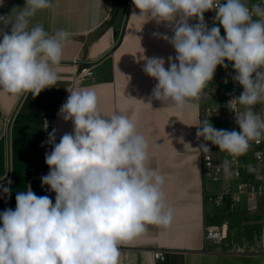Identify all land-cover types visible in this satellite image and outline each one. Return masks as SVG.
<instances>
[{
    "label": "clouds",
    "instance_id": "clouds-1",
    "mask_svg": "<svg viewBox=\"0 0 264 264\" xmlns=\"http://www.w3.org/2000/svg\"><path fill=\"white\" fill-rule=\"evenodd\" d=\"M132 3L139 10L132 16L168 22L174 32L171 38L162 36L176 52L168 57L167 69L162 57L141 58L143 71L157 81L152 98L178 111L197 109L192 101L199 99L217 66L227 69L225 61L231 62L233 80L243 92L230 103L247 106L236 115L240 130L216 129L207 119L197 126L196 136L235 156L245 154L251 141L264 139V119L252 111L264 102V6L249 7L243 0ZM51 7V0H26L24 7L14 8L20 9L14 17L0 16V25H11L10 33L0 29V90L38 96L59 79L53 66L61 61L70 33L61 29L49 34L42 25L30 26L38 10ZM207 11L216 12L225 36L220 27H207ZM192 18L198 23L190 25ZM67 90L59 112L72 121L73 133L62 135L59 143L56 130L49 133L45 143L52 150L46 152L45 163L50 170L41 177L42 187L56 194L55 203L47 195L37 196L30 185L17 191L15 210L0 213V264H120L121 244L146 233L149 225L167 227L172 222L165 177L148 162V141L136 124L115 112L105 117L93 88ZM200 148L210 152L206 143ZM221 168L226 176L233 174L229 159ZM11 184L10 179L7 186L0 183L9 198Z\"/></svg>",
    "mask_w": 264,
    "mask_h": 264
},
{
    "label": "crops",
    "instance_id": "crops-1",
    "mask_svg": "<svg viewBox=\"0 0 264 264\" xmlns=\"http://www.w3.org/2000/svg\"><path fill=\"white\" fill-rule=\"evenodd\" d=\"M25 3L3 0L0 16L14 17L20 11L14 8ZM51 4L30 18V26L42 25L49 34L63 29L80 39L66 43L61 61L53 66L59 79L38 96L0 90V183L7 186V180L12 181L10 198L0 189V213L15 210L16 193L26 191L27 185L37 196L47 195L55 203L56 194L41 182L50 170L45 154L52 145L45 142L53 129L56 143L65 133H73L72 121H65L59 112L69 96L67 88L89 87L95 89L105 117L114 112L127 115L137 132L145 136L148 162L165 177L163 191L173 210L169 226L149 225L146 233L120 245V264H264V221L260 219L256 222L261 227L250 230V235L231 239L227 235L219 242L204 238V225L228 223L226 213L231 211L220 213L210 208L209 202L214 201L207 195L217 191L202 177L196 136L202 122L199 110L178 111L152 98L157 81L143 71L141 59L162 57L165 68L169 67L168 57L176 56L174 47L162 38L174 35L169 23L132 16L134 12L139 15L132 0H51ZM188 23L194 25L197 20L192 18ZM0 29L10 33L11 25H0ZM84 67H91L92 75L79 77ZM242 177L246 180L247 173ZM239 194L225 198L220 205L214 203L222 206L228 202L235 209L241 200ZM256 199L247 196V210L259 208ZM155 250L164 251L165 258H156Z\"/></svg>",
    "mask_w": 264,
    "mask_h": 264
},
{
    "label": "built area",
    "instance_id": "built-area-1",
    "mask_svg": "<svg viewBox=\"0 0 264 264\" xmlns=\"http://www.w3.org/2000/svg\"><path fill=\"white\" fill-rule=\"evenodd\" d=\"M221 2L226 3V0H221ZM257 3L264 6V0H257L256 4ZM248 6L251 7V5ZM215 17V11H207L204 13V22L209 29L213 26L220 27L221 36H225L223 27L219 25ZM225 63L228 64V68L225 69L218 65L212 80L204 85L199 99L195 101L199 103L201 121L205 118L217 119L219 124L213 126L214 128L239 131L240 129L236 123V115L244 112L247 106L238 103H230L233 98L240 96L243 92V87L238 83L232 82L231 77H234L236 73L230 62ZM90 75H92L91 67H84L79 73V77L84 78ZM225 80H227V83H225ZM222 96H225L227 102V112L225 113L221 112L220 109L219 101ZM252 111L264 119V102H258L252 106ZM202 143H206L210 147V152H205L200 148L202 177L204 181L208 178L217 181L221 177L223 169L221 168L218 170V166L225 159H229L232 163L233 176L242 177L244 172L248 175L245 182L239 184L238 192L232 191L230 186H227L222 192L209 193L207 197L210 201H214L217 205H220L225 198L234 197L236 193H246L251 200L264 194V179L261 174H259L264 167V139H261L258 143L254 140L250 142V147L245 154L251 153L253 156L252 160H247V157L244 156L245 154L241 155L242 158L229 155L227 152L220 151L219 148L212 145L211 142L204 141L203 138H200L199 146ZM217 155L223 158H218ZM249 166L255 170L249 171ZM250 174L253 175V178H250ZM228 229L229 225L226 222L205 224L204 238L206 241L211 242L222 241L227 237ZM262 236L264 242V232ZM154 256L158 259H164L165 253L162 250H155Z\"/></svg>",
    "mask_w": 264,
    "mask_h": 264
},
{
    "label": "rangeland",
    "instance_id": "rangeland-1",
    "mask_svg": "<svg viewBox=\"0 0 264 264\" xmlns=\"http://www.w3.org/2000/svg\"><path fill=\"white\" fill-rule=\"evenodd\" d=\"M244 3L249 4L250 0H243ZM228 62V61H225ZM231 63V62H230ZM232 82H235L233 80V77H231ZM237 83V82H235ZM224 92V91H223ZM195 101V100H194ZM196 102V101H195ZM220 109L221 112H227V102L225 96H222L220 98ZM197 103V102H196ZM198 104V110L200 112L199 103ZM200 115V113H199ZM204 120H207L206 118ZM210 123L215 126L219 124V121L217 119H209ZM198 141L200 142V138H198ZM245 157H247V160H252L253 156L251 153L245 154ZM218 158H223L222 156H218ZM242 158V156H239ZM258 173V172H256ZM261 176L264 179V167L261 169L260 173ZM250 178H253V175L250 174ZM208 187L213 188V191H217V193L222 192L224 188L228 185L230 186L232 191L238 192L239 184L245 182L243 177H235L233 175L226 176L224 171L222 170L221 177L217 181H213L211 178L206 179ZM239 197H241V202L239 201V205L235 209L230 208V203L228 202L223 203L222 206H216L214 202L210 203V208L215 209L216 211L220 213H226V211H231L226 213L229 223V229H228V237L231 239L232 237L239 238L246 234V236L251 232L250 230H257L260 225L257 224V219H260L261 221H264V194L260 197L257 196V199L255 200L256 204L259 205V208L247 210L249 205V201L247 200V196L245 193H240ZM238 203V202H237ZM244 205L245 208L242 210H239L241 205ZM250 235V234H249Z\"/></svg>",
    "mask_w": 264,
    "mask_h": 264
},
{
    "label": "water",
    "instance_id": "water-1",
    "mask_svg": "<svg viewBox=\"0 0 264 264\" xmlns=\"http://www.w3.org/2000/svg\"><path fill=\"white\" fill-rule=\"evenodd\" d=\"M71 35V39H80V36L77 34H70Z\"/></svg>",
    "mask_w": 264,
    "mask_h": 264
}]
</instances>
